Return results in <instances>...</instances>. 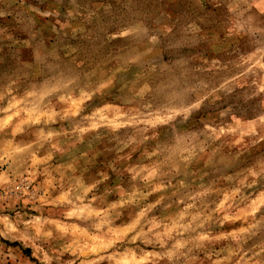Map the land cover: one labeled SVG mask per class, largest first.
I'll return each instance as SVG.
<instances>
[{
	"label": "rangeland",
	"instance_id": "1",
	"mask_svg": "<svg viewBox=\"0 0 264 264\" xmlns=\"http://www.w3.org/2000/svg\"><path fill=\"white\" fill-rule=\"evenodd\" d=\"M0 264H264V0H0Z\"/></svg>",
	"mask_w": 264,
	"mask_h": 264
}]
</instances>
